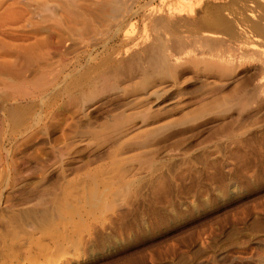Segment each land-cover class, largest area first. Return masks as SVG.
Here are the masks:
<instances>
[{"label": "rangeland", "instance_id": "rangeland-1", "mask_svg": "<svg viewBox=\"0 0 264 264\" xmlns=\"http://www.w3.org/2000/svg\"><path fill=\"white\" fill-rule=\"evenodd\" d=\"M192 1L127 4L156 16ZM201 7L189 16L197 36ZM118 18L44 57L0 56V264L12 238L43 235L39 195L89 168H117L128 196L61 264H264L260 63H222L225 30L189 29L168 43L178 61L154 67V26L134 17L115 34Z\"/></svg>", "mask_w": 264, "mask_h": 264}, {"label": "bare ground", "instance_id": "bare-ground-1", "mask_svg": "<svg viewBox=\"0 0 264 264\" xmlns=\"http://www.w3.org/2000/svg\"><path fill=\"white\" fill-rule=\"evenodd\" d=\"M201 4L200 21L206 31L197 36V30L189 27L193 24L189 16ZM159 13L139 14L127 0H0V56L44 57L78 29L98 34L104 27L101 22L119 16L111 24L117 34L128 19L141 17L155 28L149 50L152 66L170 69L178 61L167 48L171 38L180 44L178 31L191 29V35L207 39L224 29L232 45L219 54L218 61L226 62L232 56L256 60L261 66L258 86H264V0H224L217 10L209 2L194 0L179 8H161ZM47 42L52 49L46 48ZM57 53L66 52L61 48ZM124 177L117 168H89L61 186L59 193H41L37 204L42 207L36 213L41 215L37 228L43 235L23 232L24 237L12 238L4 264H61L66 257L72 259L75 254L65 251L76 249L81 235L128 196L129 180Z\"/></svg>", "mask_w": 264, "mask_h": 264}]
</instances>
